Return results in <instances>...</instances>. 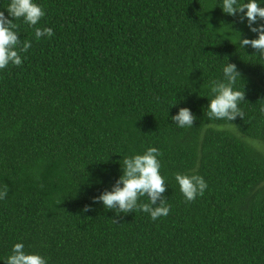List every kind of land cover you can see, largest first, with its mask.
Masks as SVG:
<instances>
[{"label":"trees","instance_id":"obj_1","mask_svg":"<svg viewBox=\"0 0 264 264\" xmlns=\"http://www.w3.org/2000/svg\"><path fill=\"white\" fill-rule=\"evenodd\" d=\"M36 2L46 14L35 27L54 35L37 40L15 21L32 46L0 71V257L23 242L49 264H264V59L237 42L256 38L242 14L221 0ZM227 62L243 117L210 122V86ZM181 107L193 127L171 120ZM149 147L169 214L93 204L123 156ZM177 172L203 176L204 194L186 201Z\"/></svg>","mask_w":264,"mask_h":264},{"label":"clouds","instance_id":"obj_2","mask_svg":"<svg viewBox=\"0 0 264 264\" xmlns=\"http://www.w3.org/2000/svg\"><path fill=\"white\" fill-rule=\"evenodd\" d=\"M264 0H221L218 5L223 13L229 16L240 15V21L246 22L249 30L256 34V38H243L239 33V45L244 49L251 46L257 50L258 58L264 59ZM5 10L0 11V71L10 65L21 66L26 57L21 53L27 52L32 44L29 40L19 38L18 25L15 21L22 20L29 27H35L45 16L43 7L36 0H9ZM235 22V21H234ZM37 40L51 38L53 29L49 27H35ZM223 78L213 81L210 86V99L207 104V118L223 120L230 123L238 116L243 117L239 107L244 100V93L236 88L237 77L240 76L237 66L227 62L222 67ZM175 106V105H174ZM169 114V113H168ZM197 117L191 109L181 107L171 120L179 128L193 127ZM161 153L156 147H149L143 153H134L123 156L120 161L122 175L111 186L92 198L93 204H102L109 211H114L117 216L128 214L134 210L142 211L150 216L153 221L166 217L170 212L167 198L163 195L167 190L165 177L161 174ZM174 180L186 201H193L197 196H202L207 189V181L199 174L177 172ZM7 187H0V200L7 196ZM146 197L148 202H141ZM85 211L91 210L86 206ZM3 264H49L48 259L35 252H27L23 242L14 243L10 254L0 257Z\"/></svg>","mask_w":264,"mask_h":264}]
</instances>
